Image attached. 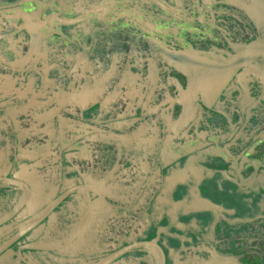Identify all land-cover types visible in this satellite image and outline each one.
<instances>
[{
    "label": "flooded vegetation",
    "instance_id": "af4514ba",
    "mask_svg": "<svg viewBox=\"0 0 264 264\" xmlns=\"http://www.w3.org/2000/svg\"><path fill=\"white\" fill-rule=\"evenodd\" d=\"M2 264H264V0H0Z\"/></svg>",
    "mask_w": 264,
    "mask_h": 264
},
{
    "label": "water",
    "instance_id": "95a60500",
    "mask_svg": "<svg viewBox=\"0 0 264 264\" xmlns=\"http://www.w3.org/2000/svg\"><path fill=\"white\" fill-rule=\"evenodd\" d=\"M2 262H3V259H0V264H2Z\"/></svg>",
    "mask_w": 264,
    "mask_h": 264
}]
</instances>
